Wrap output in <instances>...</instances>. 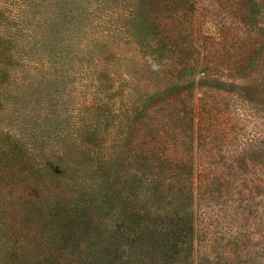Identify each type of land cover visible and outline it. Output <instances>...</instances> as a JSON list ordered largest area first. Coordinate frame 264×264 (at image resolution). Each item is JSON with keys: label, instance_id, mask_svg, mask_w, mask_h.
Instances as JSON below:
<instances>
[{"label": "trees", "instance_id": "16d2710c", "mask_svg": "<svg viewBox=\"0 0 264 264\" xmlns=\"http://www.w3.org/2000/svg\"><path fill=\"white\" fill-rule=\"evenodd\" d=\"M195 10L196 0H0V264H154L140 246L156 232L175 240L180 264H194L200 221L194 200L199 190L209 202L224 184L235 189L240 154L227 172L198 171L188 115L195 109L185 100L173 109L179 86L141 91L142 77L130 84L112 77L101 48L126 34L144 49L145 77L186 75L193 70L188 22ZM93 64L100 67L89 80ZM114 78L126 92L121 106L110 100ZM114 118L128 126L116 154L108 138ZM131 177L118 194L132 206L128 226L111 224V191ZM22 184V200L7 198L11 186ZM151 196L160 200L150 203ZM138 199H145L140 207ZM25 229L31 238L23 242ZM204 259L215 264L210 254Z\"/></svg>", "mask_w": 264, "mask_h": 264}, {"label": "rangeland", "instance_id": "374dc122", "mask_svg": "<svg viewBox=\"0 0 264 264\" xmlns=\"http://www.w3.org/2000/svg\"><path fill=\"white\" fill-rule=\"evenodd\" d=\"M54 13L55 6L48 10L52 17ZM56 25L53 17L48 31L53 32ZM188 27L192 35L189 57L193 63V70L188 74L176 72L172 77L155 80L145 77L148 72L142 56L144 49L120 33L113 36L109 47L101 48V54L108 56L104 58L105 70L112 77L126 79L129 84L142 77V83H138L141 91H146L147 87L159 90L170 82L179 86L181 91L176 98L180 99L173 104V109L183 108L184 100L190 101L195 109V113L188 115L193 117L189 135L194 139L192 152L198 171L207 176L217 171L227 172L232 156L240 154L238 160L243 171L237 177L235 189L230 185L227 190L224 184L222 195H210L212 201L209 202L205 192L199 190L194 200V209L200 216L194 264H207L204 254H210L215 264H264V0H196V10ZM46 47L49 50L48 46L43 49ZM55 53L52 51L48 55ZM77 56L79 63L82 54ZM99 67L92 65L86 73L90 74L89 80ZM115 78L111 88L115 92L110 100L121 106L126 92L119 90L121 84ZM75 86L79 92L82 90L79 82ZM87 89L93 90L90 84ZM12 112H7L3 126ZM150 112L155 115V110ZM165 113L166 110H161L158 118ZM176 115L178 117L177 112ZM114 121L117 124L119 119L114 118ZM127 127L122 122L109 128L108 138L110 144H115V154L127 135ZM143 133L144 129L137 130L136 140H140ZM131 180L132 177L125 183L115 184L111 191V214L106 215L111 224L128 226L132 206L122 202L118 194L128 190ZM23 187V184L20 187L13 185L5 195L10 200H22L19 196L23 195ZM144 200L138 199L136 205L140 207ZM159 200L156 196L150 197V203ZM105 214L103 212L101 216ZM20 215L21 212L13 214L10 223L19 220ZM26 232L27 229L22 237L19 236L23 242L25 238H31L30 233L24 234ZM167 237L163 232H156L145 240L140 250L146 261L179 263V247L175 240L168 241ZM113 242L120 241L114 239ZM116 245L110 246L113 256Z\"/></svg>", "mask_w": 264, "mask_h": 264}]
</instances>
